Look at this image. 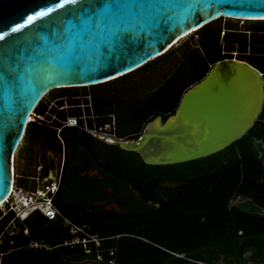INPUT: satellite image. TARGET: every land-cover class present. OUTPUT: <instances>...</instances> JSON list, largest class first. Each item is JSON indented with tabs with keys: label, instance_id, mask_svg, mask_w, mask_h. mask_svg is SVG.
Returning <instances> with one entry per match:
<instances>
[{
	"label": "water",
	"instance_id": "obj_1",
	"mask_svg": "<svg viewBox=\"0 0 264 264\" xmlns=\"http://www.w3.org/2000/svg\"><path fill=\"white\" fill-rule=\"evenodd\" d=\"M40 11L46 15L24 23ZM220 18L264 21L249 20L264 18V0H0V204L13 185L12 157L45 95L131 73ZM263 103L262 73L223 59L182 94L172 115L146 124L136 145L116 144L147 165L195 161L242 138ZM236 208L264 216L250 199Z\"/></svg>",
	"mask_w": 264,
	"mask_h": 264
},
{
	"label": "trees",
	"instance_id": "obj_2",
	"mask_svg": "<svg viewBox=\"0 0 264 264\" xmlns=\"http://www.w3.org/2000/svg\"><path fill=\"white\" fill-rule=\"evenodd\" d=\"M221 19L193 32L197 35L198 41L190 48L200 56L197 76L178 90L167 108L149 110V114L141 121L137 134L146 122H151L157 116L164 121L172 115L182 94L203 79L212 64L223 59H232L230 54L234 47H236L234 59L246 62L258 70L248 60L256 57L264 59V53L258 52V49H264V41L250 36L251 31L248 29L237 31L227 27L221 38L227 50L226 54H221L219 43ZM257 22L264 21H252ZM228 34H238L244 38L242 41L231 40ZM171 53L172 50L166 51L154 60ZM147 64L149 62L137 70ZM137 70L103 84L130 76ZM78 89L86 88L56 89L49 94L76 93L75 90ZM42 106L43 102H39L35 112H39ZM32 133L41 136L55 134L53 130L37 126L36 122H28L23 140ZM84 135L91 141L100 143L89 135L85 133ZM95 151L96 149L90 147L91 154ZM118 151L128 153L119 149ZM135 156L136 166H131L127 159L121 160L120 173L117 175L105 173L103 181L99 180L98 176L82 179L75 175L63 174L53 197L54 206L62 214L76 225H85L88 227V233L102 239L98 252L92 249L91 254L85 255L79 245L72 248L61 246L63 241L69 238L67 228L63 227L59 220L49 221L41 214L34 213L23 222L17 221L20 232L11 237L14 250L1 258V264H73L87 258L95 259L98 253L102 256L101 264H109L112 259H115V264H133L132 256L135 253L139 259L138 264H264V216L245 214L236 206H229L231 200L241 197L244 200L250 199L256 206L264 209V104L258 119L249 131L213 155L167 166L147 165L139 156ZM112 161L106 159V166L113 167ZM67 177L70 179L69 182L66 181ZM118 179L126 185H131L142 200H149L157 206L144 205L138 209L132 208L118 196L115 189L116 203L128 212L103 214L93 203L100 200L112 201L113 199L106 197L105 187L112 182H119ZM24 188L29 187L24 185ZM75 211H83L90 219L81 221L73 219L72 213ZM131 215L139 219L134 223L130 222V225L136 224L140 229H147L149 237L165 240L167 246L156 247L152 243L140 240L130 245L123 232L107 233L97 230L93 219L96 216L114 218ZM23 228L28 230V235L22 234ZM31 240L42 241L55 248L49 251L37 250L48 252L47 256L38 258L36 251L24 248ZM245 240L254 242V247L249 249L247 257L242 253ZM7 248L8 241L4 240L0 251H6ZM112 251L113 256L109 255Z\"/></svg>",
	"mask_w": 264,
	"mask_h": 264
},
{
	"label": "rangeland",
	"instance_id": "obj_3",
	"mask_svg": "<svg viewBox=\"0 0 264 264\" xmlns=\"http://www.w3.org/2000/svg\"><path fill=\"white\" fill-rule=\"evenodd\" d=\"M219 24L221 27L219 42L221 46V54H226L225 52L227 50L226 45L221 39L223 32L227 31V27L228 29H236L237 31H244L245 29H248L251 31L250 36L253 35L260 41H264V22L252 23V21L222 18ZM228 37H230L231 40L238 41H242L244 38V36L238 34H228ZM197 41V35L192 33L181 39L168 50H172L171 55L150 61L149 64L137 70L130 76L107 84L87 87L86 89H78L75 91L82 95H88L95 113L104 115L105 121L110 122L111 118H108L107 115L111 114V116L114 117L113 119L116 125V137H124L125 135L136 132L139 129L141 121L147 114H149V110H164L167 108L172 103L178 90L182 86L191 82L197 76L199 72L198 65L200 62V56L196 51L190 48L197 44ZM233 50L234 51L230 54L232 58L236 56V47H234ZM258 52L264 53V49H258ZM248 62L257 67L258 70L264 72L263 58L256 57L248 60ZM53 95L54 93H48L44 98V102H47ZM147 123L148 122L145 124ZM143 128L144 125L141 130ZM34 136L35 133H32L28 135V138L22 140L15 156L20 152V150L22 151L24 147L27 148L28 145L35 141ZM115 155L118 156L120 162L121 160L127 159L128 162H131V166L137 165V157L133 153L117 152ZM22 175L24 174L20 175L17 168L14 167V179L16 186L24 187V185H29L28 180ZM41 178L42 177H40V179ZM175 185L177 184H172V186ZM243 200V198L237 197L229 202V206H236L238 202ZM152 205L157 206L153 202H149V206ZM72 218L77 221H81L83 219L89 220L90 216L85 214L83 211H75L72 213ZM68 219L72 221L69 217ZM93 219L95 220L97 230H103L107 233H114L115 231L123 232L126 236V241H128L130 245H134L133 242L140 240L148 244L152 243L156 247L167 246L165 240H160L151 236L152 233H150L151 237H149V231H147V229H140L139 226H136V224L134 226L130 225V222L134 223V221L139 219L137 216H117L114 218L96 216L93 217ZM125 222H128L129 224H124ZM252 247H254V242L252 240L244 241L242 249L244 256L247 257L249 255V249ZM36 252L38 258L47 256L48 254V252L45 251ZM109 255L113 256V251L112 254L109 252ZM138 260L137 254H133L132 263L138 264ZM73 264L101 263L97 260V258H87L79 263ZM109 264H115V259H112Z\"/></svg>",
	"mask_w": 264,
	"mask_h": 264
},
{
	"label": "flooded vegetation",
	"instance_id": "obj_4",
	"mask_svg": "<svg viewBox=\"0 0 264 264\" xmlns=\"http://www.w3.org/2000/svg\"><path fill=\"white\" fill-rule=\"evenodd\" d=\"M262 79L264 82V73H262ZM87 97L88 95H82L78 92H56L41 108H39V112L36 113L41 115L43 119L37 122L35 121L36 125L53 130L55 134L52 135L49 133L46 136L35 135V141L28 145L27 148L24 147L22 151L20 150V152L14 156L13 165L17 168L20 175L24 174L22 176H25V179L31 176L46 175L45 178L43 177L39 180L40 183L60 176V185L63 174L75 175L77 178L82 179L84 177L98 176V179L103 181L105 180V178H103V174L105 173L114 175L120 173V161L115 154L119 152L118 149H121L116 143L114 144L109 140L115 142L137 141L143 133L146 124L138 134L133 132L118 138L116 137V125L113 119L114 136L112 139L108 140V138H103L104 140H100L93 137L81 128L82 124L84 123L88 127H99L108 122L105 121L104 115L95 113L92 105L90 110L87 108H75V105L81 102L85 103V98ZM51 102H54L53 106H49ZM82 116H84L85 119L82 120ZM88 116H91V118H88ZM107 117L114 118L111 114L107 115ZM73 120L75 125L70 126L69 124H72ZM84 133L100 143L91 141ZM104 146H108V148ZM90 147L96 149L92 154L90 153ZM128 153H133L142 160L139 154L134 152ZM106 159L109 161L113 160L111 164L113 167L106 166ZM69 180L70 179L67 177L66 181L69 182ZM115 180H117V178ZM115 189L117 190L118 196L123 198L132 208L138 209L144 205L149 206V200H142L131 185H126L119 180V182H112L105 187L106 197L108 199H113L112 201L100 200L93 203L94 206L101 209L103 214H124L128 212L116 203V199H114Z\"/></svg>",
	"mask_w": 264,
	"mask_h": 264
},
{
	"label": "built area",
	"instance_id": "obj_5",
	"mask_svg": "<svg viewBox=\"0 0 264 264\" xmlns=\"http://www.w3.org/2000/svg\"><path fill=\"white\" fill-rule=\"evenodd\" d=\"M42 98L40 102L44 104V98ZM85 103H80L75 105V108L81 109H91V104L89 98H85ZM54 102L49 103V106H53ZM37 108V107H36ZM91 118V116H88ZM43 117L37 114L34 111L30 115L29 122H37L38 120H42ZM85 119L84 116L81 118ZM70 126H74V120ZM81 128L91 134L93 137H96L100 140H104L103 138L112 139L114 136V121L111 118L110 122L104 124L99 127H88L86 124H82ZM59 178L57 176L50 180H45V182L40 183V176L28 177L26 178L29 182L28 187H19L15 184V179L13 183V187L11 188V192L9 194V198L1 203L0 206V248L4 243V240L8 241V248L6 251H0V264L1 258L6 254L10 253L14 249L12 248L13 242L11 241V237L17 235L20 232V228L17 225V221L23 222L30 215L34 213L41 214L44 218L49 221L59 220L60 224L67 228L69 238L65 239L61 246L74 247L76 245L81 246L83 252L86 255L92 253V249L98 252L100 248V243L102 241L97 235H92L88 233L86 226L84 225H76L71 222L66 215L62 214L53 204V197L55 196L58 185ZM23 235H28V230L26 228L22 229ZM24 248L37 251V250H45L49 251L55 248L54 246H50L42 241L31 240L29 241ZM112 254V252H110ZM97 260L101 261L102 256L98 253Z\"/></svg>",
	"mask_w": 264,
	"mask_h": 264
},
{
	"label": "bare ground",
	"instance_id": "obj_6",
	"mask_svg": "<svg viewBox=\"0 0 264 264\" xmlns=\"http://www.w3.org/2000/svg\"><path fill=\"white\" fill-rule=\"evenodd\" d=\"M249 20H264V18H261V19H249ZM192 34V33H191ZM190 35V34H189ZM188 35H186V36H184V37H182L181 39H183V38H185V37H187ZM181 39H179V40H177L170 48H168L166 51H168L169 49H171L176 43H178ZM165 51V52H166ZM29 120H30V118H29ZM160 124L158 123V122H154L153 124H152V128L154 127H158ZM109 140V139H108ZM110 142H112V143H116L115 141H113V140H109ZM138 141V140H137ZM136 141V142H137ZM136 142H134L133 143V145H136L137 143ZM149 152V151H148ZM14 156L15 155H13V157H12V174H13V179H14V165H13V163H14ZM13 183H14V181H13ZM13 187V186H12ZM11 192V191H10ZM9 198V197H8ZM0 206H1V204H0Z\"/></svg>",
	"mask_w": 264,
	"mask_h": 264
},
{
	"label": "snow or ice",
	"instance_id": "obj_7",
	"mask_svg": "<svg viewBox=\"0 0 264 264\" xmlns=\"http://www.w3.org/2000/svg\"><path fill=\"white\" fill-rule=\"evenodd\" d=\"M44 15H46V13L43 12V11L37 12V13L35 14V16L29 15V16L27 17V19L24 21V23H25V24H28V23L32 22L37 16H44ZM21 27H22V25L17 24V25H16V29H14V31L17 30V29H19V28H21ZM0 38H2V37H0Z\"/></svg>",
	"mask_w": 264,
	"mask_h": 264
}]
</instances>
